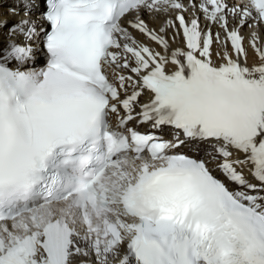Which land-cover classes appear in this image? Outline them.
Listing matches in <instances>:
<instances>
[{
    "label": "snow or ice",
    "instance_id": "6c2138e0",
    "mask_svg": "<svg viewBox=\"0 0 264 264\" xmlns=\"http://www.w3.org/2000/svg\"><path fill=\"white\" fill-rule=\"evenodd\" d=\"M0 264H264V0H13Z\"/></svg>",
    "mask_w": 264,
    "mask_h": 264
},
{
    "label": "bare ground",
    "instance_id": "6f19581e",
    "mask_svg": "<svg viewBox=\"0 0 264 264\" xmlns=\"http://www.w3.org/2000/svg\"><path fill=\"white\" fill-rule=\"evenodd\" d=\"M13 3V0H0V18L7 15L8 7ZM8 19H16L15 17H7Z\"/></svg>",
    "mask_w": 264,
    "mask_h": 264
}]
</instances>
